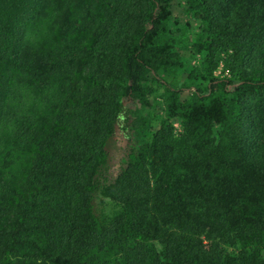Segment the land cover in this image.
I'll return each mask as SVG.
<instances>
[{
    "label": "trees",
    "instance_id": "16d2710c",
    "mask_svg": "<svg viewBox=\"0 0 264 264\" xmlns=\"http://www.w3.org/2000/svg\"><path fill=\"white\" fill-rule=\"evenodd\" d=\"M0 264H264V0H0Z\"/></svg>",
    "mask_w": 264,
    "mask_h": 264
},
{
    "label": "rangeland",
    "instance_id": "374dc122",
    "mask_svg": "<svg viewBox=\"0 0 264 264\" xmlns=\"http://www.w3.org/2000/svg\"><path fill=\"white\" fill-rule=\"evenodd\" d=\"M218 73H219V71H218ZM175 127H176V132H178V134H179L180 131H181L180 124L179 123H175Z\"/></svg>",
    "mask_w": 264,
    "mask_h": 264
}]
</instances>
